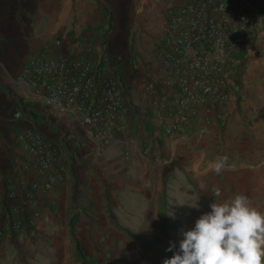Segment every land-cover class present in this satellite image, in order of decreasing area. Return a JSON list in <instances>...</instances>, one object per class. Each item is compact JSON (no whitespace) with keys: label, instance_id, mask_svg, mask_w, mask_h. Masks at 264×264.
<instances>
[{"label":"crops","instance_id":"obj_1","mask_svg":"<svg viewBox=\"0 0 264 264\" xmlns=\"http://www.w3.org/2000/svg\"><path fill=\"white\" fill-rule=\"evenodd\" d=\"M111 1L47 0V7L34 13L0 16V264H163L180 251L183 233L211 211L212 202L242 193L264 213V42L234 67L221 115L201 132L187 128L182 139L162 133L142 83L132 81L133 107L122 129L104 142L87 136L69 112L30 99L29 85L19 78L25 57L42 48L55 52L56 35H63L62 50L72 40L97 43L112 32L104 10ZM123 2L127 12L134 11L125 35L139 27L153 37L162 33L164 0ZM130 48L123 59L135 53ZM158 63L157 49L151 66ZM120 64L110 63L118 70ZM17 108L23 116L13 118ZM30 126L65 142L61 156L67 172L51 188L23 197L24 210L32 207L37 214L30 225L13 231L5 226V193L10 188L24 193L36 175L24 167L28 156L17 139ZM223 156L226 169L219 175L209 171L208 165ZM214 187L220 197L212 195Z\"/></svg>","mask_w":264,"mask_h":264},{"label":"built area","instance_id":"obj_2","mask_svg":"<svg viewBox=\"0 0 264 264\" xmlns=\"http://www.w3.org/2000/svg\"><path fill=\"white\" fill-rule=\"evenodd\" d=\"M164 6L165 24L155 38L159 63L142 86L162 133L182 139L187 128L201 132L221 115L234 67L264 42V0H164ZM62 39H52L55 52L42 48L29 53L19 78L29 85L30 99L69 112L87 136L107 141L122 129L124 115L133 107L131 85L111 68L102 39L72 40L66 50L60 49ZM21 116L20 109L13 110V118ZM17 139L28 156L24 167L36 175L24 193L11 188L5 193V226L13 231L30 225L37 214L32 207L24 210L23 197L51 188L67 172L61 156L65 142L52 141L31 126L18 132ZM2 230L0 226V236Z\"/></svg>","mask_w":264,"mask_h":264},{"label":"clouds","instance_id":"obj_3","mask_svg":"<svg viewBox=\"0 0 264 264\" xmlns=\"http://www.w3.org/2000/svg\"><path fill=\"white\" fill-rule=\"evenodd\" d=\"M227 165V156L218 157L208 170L219 175ZM211 191L214 197L221 196L219 187ZM210 208L183 233L180 251L163 264H264V213L242 193L212 202Z\"/></svg>","mask_w":264,"mask_h":264},{"label":"rangeland","instance_id":"obj_4","mask_svg":"<svg viewBox=\"0 0 264 264\" xmlns=\"http://www.w3.org/2000/svg\"><path fill=\"white\" fill-rule=\"evenodd\" d=\"M47 0H0V16L3 18L5 15H24L29 14L31 12H35L36 8H44L46 6ZM124 0H112L110 5H105L104 10L108 14V26L112 32L107 34L106 37H103L102 40L105 41L106 45V55L113 65H117L121 63L118 68H113L115 71L119 72L125 81L127 86L131 85L132 81H134L135 85L141 84L144 78L148 75L150 68L153 70L155 69L152 67V63L156 61V53L157 49L154 47L155 43V36L153 37L152 32H147L142 28H138V30L132 31V34L125 35L126 32L125 28L127 27V22L132 18V12H127L126 5L123 4ZM132 19L131 22H133ZM4 24V22H1ZM133 24V23H132ZM59 32V31H57ZM59 34V33H58ZM128 38L130 45L133 47V51L135 52L133 62L131 64L128 63L127 59H123V54L128 53L129 49L125 48L124 46V39ZM126 38V39H127ZM133 40H135V44H133ZM108 48L110 50H108ZM116 50V51H115ZM113 51V52H112ZM122 55V56H121ZM116 57L119 61H116ZM115 62H113V61ZM21 110V108H19ZM169 210L165 209L164 214H167ZM179 212V210L177 211ZM183 215H177L175 218L177 220L184 221L182 218ZM170 216H166V220H170ZM164 221V225L166 228H171L168 221ZM180 225H176L179 227ZM179 235V232H176Z\"/></svg>","mask_w":264,"mask_h":264},{"label":"trees","instance_id":"obj_5","mask_svg":"<svg viewBox=\"0 0 264 264\" xmlns=\"http://www.w3.org/2000/svg\"><path fill=\"white\" fill-rule=\"evenodd\" d=\"M128 48L131 49V48H130V45H128ZM133 54H134V53H132V54H131V57L127 59V61H128L129 64H131V63L133 62V58H134V55H133ZM241 61H242V60H241ZM241 61H240V62H241ZM100 64H102V61L100 62ZM160 130L162 131V129H160Z\"/></svg>","mask_w":264,"mask_h":264}]
</instances>
